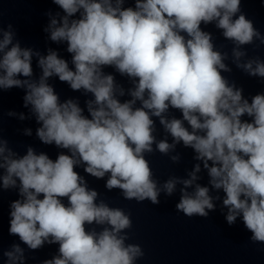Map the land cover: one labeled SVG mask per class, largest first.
Segmentation results:
<instances>
[{
  "label": "clouds",
  "instance_id": "9594fccd",
  "mask_svg": "<svg viewBox=\"0 0 264 264\" xmlns=\"http://www.w3.org/2000/svg\"><path fill=\"white\" fill-rule=\"evenodd\" d=\"M52 2L64 15L49 12L44 31L52 42L67 45L71 67L51 48L42 55L21 47L11 24L0 27V91L23 89V105L41 125L39 140L70 153L53 160L29 147L18 156L0 138L2 187H18L21 196L10 205L9 233L30 250L58 244L59 254L43 264H136L145 252L139 244H126L131 213L98 201V192L75 168L85 165L98 179L107 174L109 191L119 189L123 199L137 203L157 205L161 192L170 197L181 185L177 211L207 218L220 197L197 183L200 163L187 179L171 176L161 185L146 158L159 152L178 163L176 148L182 143L207 170L211 190L223 191L227 224L240 218L250 242L264 244V92L244 98L243 88L222 75L232 71L225 63L229 53L202 28L214 24L222 30L232 45V63L264 83V60L248 58L244 47L258 49L264 34L243 12L242 0H135V7H124L125 0ZM33 57L38 79L32 78ZM107 68L131 87L118 84ZM52 77L91 94L87 115L79 99L61 101L49 83ZM125 95L130 99L121 100ZM157 119L165 134L161 139ZM4 254L9 264L24 259L18 244Z\"/></svg>",
  "mask_w": 264,
  "mask_h": 264
}]
</instances>
